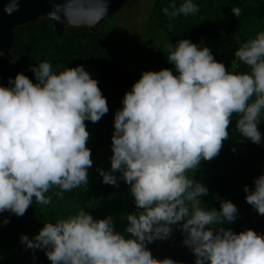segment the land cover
Returning <instances> with one entry per match:
<instances>
[{
	"label": "clouds",
	"instance_id": "9594fccd",
	"mask_svg": "<svg viewBox=\"0 0 264 264\" xmlns=\"http://www.w3.org/2000/svg\"><path fill=\"white\" fill-rule=\"evenodd\" d=\"M170 8L163 9L169 20L199 12L193 0ZM231 12L240 18L242 10ZM234 57L249 70H227L209 47L180 39L167 55L175 74L167 68L142 72L114 116L110 170L97 169L103 183L128 185L136 211L126 215L122 231L113 216L94 218L84 210L46 220L31 239L20 237L34 259L44 250L51 264H177L148 248L170 239L175 226L194 264H264V235L225 228L238 216L236 205L220 200L219 210L202 208L208 188L187 176L219 155L233 117L239 137L264 145V32ZM30 70L36 83L17 73L9 87L0 86V214L17 217L33 203L51 204L45 194L53 188L63 199L87 185L93 160L85 121L97 123L109 111L98 81L82 65L54 72L45 60ZM253 184L244 186L246 203L264 216V174Z\"/></svg>",
	"mask_w": 264,
	"mask_h": 264
},
{
	"label": "trees",
	"instance_id": "16d2710c",
	"mask_svg": "<svg viewBox=\"0 0 264 264\" xmlns=\"http://www.w3.org/2000/svg\"><path fill=\"white\" fill-rule=\"evenodd\" d=\"M173 2L178 6L182 0H155L149 15L145 16L143 28H136L134 35L141 36L146 45L157 51L158 59L165 69L171 67L166 64L165 55L157 48L155 32L162 33L174 44L180 39H189L201 47H209L214 58L222 62L227 70L236 73L249 70L234 57L236 47L221 59L218 58V51L228 45L241 46L255 38L258 33L264 32V0H193L199 6L197 14L187 17L181 15L169 20L163 9L168 7L171 10L170 5ZM233 7L241 8L240 18L232 14ZM148 22L165 34L153 29ZM11 52L16 62L3 57L0 59V86L9 87V78L14 79L17 73H23L36 83L30 67L45 60L52 64L54 72L62 71L65 67L82 65L98 81L105 98L111 90L114 97L123 99L136 82V73L132 69V63L135 61L122 59L112 42L88 28L55 31L51 20L41 19L16 31ZM139 60L141 59L136 60L137 66L140 65ZM231 124L233 129L229 130V135L232 143L244 150L259 149L264 157V145H257L239 137L234 128L235 120ZM113 127L114 116L108 111L98 122V129L103 133H111ZM259 129L264 134V117L261 118ZM230 156V153L221 154L220 160L227 161L226 165H230L226 167L229 169L226 168L220 173L217 182L206 186L208 195L201 198V207L219 210L220 200L231 201L238 209V216L232 224L224 227L231 228L236 233L252 229L257 234L264 235V216L258 215L256 210L246 203L244 192L245 185L250 189L254 188L253 180L259 174L245 170L241 165H231L233 161ZM56 191L58 189L54 188L45 194L52 197L51 204L45 206L33 203L23 216L17 217L9 212L0 214V264H51L44 250H36L34 259L33 251L21 243V235H27L31 239L38 234L44 225L46 213L53 212L59 204L77 202L82 209L87 210L94 203L93 195L86 190L75 188L63 193V199L54 195ZM122 201L126 206V215L136 211L134 203L125 198H122ZM105 207V215L113 216L118 225L120 215L117 210L110 206ZM6 218L10 222L5 225L3 221ZM183 239V234L174 226L170 239L155 241L149 244V248L157 259L171 258L177 264H194L195 258L190 249L183 245ZM14 256H21L22 259L12 262Z\"/></svg>",
	"mask_w": 264,
	"mask_h": 264
},
{
	"label": "rangeland",
	"instance_id": "374dc122",
	"mask_svg": "<svg viewBox=\"0 0 264 264\" xmlns=\"http://www.w3.org/2000/svg\"><path fill=\"white\" fill-rule=\"evenodd\" d=\"M154 2L155 0H128L127 4L120 12L108 17L96 29V32H98L99 35L104 37L107 41L112 42L117 47L118 56L124 60H130V62L135 61L132 63V69H134V72L136 73L135 81L139 80L142 72L144 71H159L161 69H165L158 59L157 51L152 50L148 44L146 45L145 40L141 36H134L136 28H143L142 26H144L145 23V16L149 15ZM147 24L149 25L150 23L148 22ZM149 26H152L155 30L162 31L154 25ZM154 40L157 43V48L165 55L166 64L170 66L175 73L174 66L167 61L169 49L175 44L169 39H166L162 33L155 32ZM234 47L238 48L239 46L228 45L221 48L218 51V58L221 59L224 56L229 55L233 51ZM10 54L13 57L10 60L16 62L15 56L12 54L11 50ZM1 57L9 59L0 54V59ZM137 57L141 59L139 60V66L136 65V60H138ZM106 100L109 112L115 116L116 111L122 108V99L114 97L112 91L110 90L106 95ZM235 119L236 117H233V120ZM85 124L86 130L89 132V139L86 146L91 150L93 165L88 170L87 185H81L77 189L91 192L94 203L87 210L82 209L77 202L68 201L66 204H59L53 212L46 213L44 221L49 220L54 222L57 219L64 218L69 215H75L81 210L89 212L94 218H105L108 216L105 215V206H110L112 209L117 210L120 215L119 224L116 225L115 223V225L117 230L122 231L123 227L127 224L126 206L124 205L122 198H125L129 202L133 203V198L129 193V187L123 181L119 182L118 187L107 185L102 182V177L97 171V169H102L104 171L110 170V157L112 155L111 137L114 127L111 130V133H103V131L98 129V122L92 123L90 121H85ZM232 129L233 125L230 124L229 130ZM222 153L231 154L230 158L233 161L231 165L234 164L237 167L241 165L243 169L251 171L252 173L257 172L259 175L264 172V157L261 155L259 149L248 148L244 150L238 145L235 146L229 137L228 140L223 142L219 155L211 161H202L195 172L190 170L187 173L188 178H193L195 181H199L205 186H209L217 182L220 178V173L226 168L229 169V167L226 166L230 165H226L227 161L220 160ZM115 175L119 176L120 174L115 173ZM149 247L150 245H148V248ZM151 252L155 257L152 250ZM21 259V256H14L12 258V262H16Z\"/></svg>",
	"mask_w": 264,
	"mask_h": 264
},
{
	"label": "water",
	"instance_id": "95a60500",
	"mask_svg": "<svg viewBox=\"0 0 264 264\" xmlns=\"http://www.w3.org/2000/svg\"><path fill=\"white\" fill-rule=\"evenodd\" d=\"M128 0H0V54L12 59L16 30L41 19L51 20L55 31L88 28L92 32L120 12ZM13 3L18 7L6 11ZM105 4L107 7H105Z\"/></svg>",
	"mask_w": 264,
	"mask_h": 264
}]
</instances>
